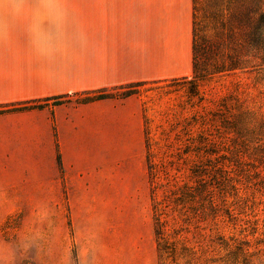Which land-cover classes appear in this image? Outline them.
I'll return each mask as SVG.
<instances>
[{
    "label": "rangeland",
    "instance_id": "obj_1",
    "mask_svg": "<svg viewBox=\"0 0 264 264\" xmlns=\"http://www.w3.org/2000/svg\"><path fill=\"white\" fill-rule=\"evenodd\" d=\"M187 76L191 79L193 68ZM190 90L179 76L70 93L75 109L70 129L84 134L70 136V175L61 154L7 152L0 146V264H160L153 200L165 198L172 184L188 181L185 138L200 133L201 118L187 124L193 116L210 118L230 93L264 108V81H257L256 73L214 77L200 85L199 95ZM100 94L113 97L96 100L98 105L78 102ZM47 101L20 109L19 104L0 105V112L35 103L43 107ZM83 104L90 108L80 110ZM146 132L153 150L149 162ZM149 164L157 174L151 179ZM255 196L252 213L240 215L252 227L257 220L258 227L249 235L246 264H264V195ZM225 230L242 236L232 226ZM206 233L204 238L185 235L200 244L197 264H218L224 251L209 241L212 231Z\"/></svg>",
    "mask_w": 264,
    "mask_h": 264
},
{
    "label": "crops",
    "instance_id": "obj_2",
    "mask_svg": "<svg viewBox=\"0 0 264 264\" xmlns=\"http://www.w3.org/2000/svg\"><path fill=\"white\" fill-rule=\"evenodd\" d=\"M193 20L194 0H0V105L49 100L0 113L2 151L61 154L70 175V93L187 76Z\"/></svg>",
    "mask_w": 264,
    "mask_h": 264
},
{
    "label": "trees",
    "instance_id": "obj_3",
    "mask_svg": "<svg viewBox=\"0 0 264 264\" xmlns=\"http://www.w3.org/2000/svg\"><path fill=\"white\" fill-rule=\"evenodd\" d=\"M239 71L256 73V80L264 81V0H194L193 76L181 79L191 84V94L199 95L204 82ZM108 97L113 96L100 94L78 102ZM52 99L53 104L66 101ZM19 105L18 109L28 104ZM191 120L187 126L200 121L201 131L185 138L183 155L191 163L188 181L172 184L165 198L153 200L160 264L179 260L197 264L200 244L185 234L192 232L204 238L207 230L214 236L208 237L214 248L224 251L217 258L218 264H246L249 235H254L258 227L257 220H253L252 227L251 220L242 222L240 215L252 213L248 211H253L256 193L264 195V108L230 93L221 98L210 118L204 114ZM145 144L149 162L153 150L148 132ZM154 175L149 164L150 179ZM155 188L159 186L155 184ZM226 226L242 236H229Z\"/></svg>",
    "mask_w": 264,
    "mask_h": 264
}]
</instances>
